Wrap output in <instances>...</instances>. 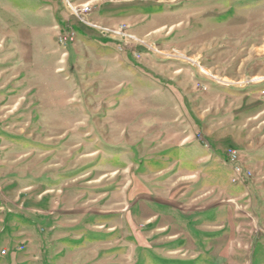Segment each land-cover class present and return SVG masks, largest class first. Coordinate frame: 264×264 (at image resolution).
Segmentation results:
<instances>
[{"label":"rangeland","instance_id":"374dc122","mask_svg":"<svg viewBox=\"0 0 264 264\" xmlns=\"http://www.w3.org/2000/svg\"><path fill=\"white\" fill-rule=\"evenodd\" d=\"M0 264H264V0H0Z\"/></svg>","mask_w":264,"mask_h":264},{"label":"built area","instance_id":"2783aa9c","mask_svg":"<svg viewBox=\"0 0 264 264\" xmlns=\"http://www.w3.org/2000/svg\"><path fill=\"white\" fill-rule=\"evenodd\" d=\"M68 4H69V6H70V8L72 9V10H75L76 8H75V6H73V4H71V3H69L68 2ZM82 16H84V17H88V19H90L91 17H92V13H91V10H89V9H86V12L84 13H80ZM89 27H93L94 29H97V30H100L99 29V27L96 25V24H93V22L92 23H90V21H87V23H86ZM103 33H105V35L108 37L109 35H110V33H109V31H105V30H103L102 31ZM127 34V32H125V35ZM124 35V36H125ZM126 36H129L130 38H136L135 36H133V34H129V35H126ZM235 157H237V155H235ZM226 161H233V160H230L229 158L228 159H226ZM234 162V165L236 166V173H240V176H241V178L242 179H246V177L243 175V173H242V166L240 165V164H238V163H235V161H233ZM233 183H234V180H233Z\"/></svg>","mask_w":264,"mask_h":264}]
</instances>
